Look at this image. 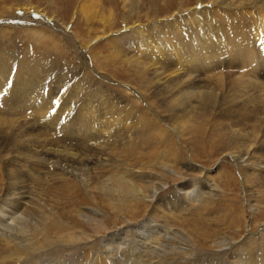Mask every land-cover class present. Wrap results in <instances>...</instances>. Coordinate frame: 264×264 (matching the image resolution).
<instances>
[{
	"label": "rangeland",
	"instance_id": "1",
	"mask_svg": "<svg viewBox=\"0 0 264 264\" xmlns=\"http://www.w3.org/2000/svg\"><path fill=\"white\" fill-rule=\"evenodd\" d=\"M257 9L264 12V0H0V53L10 59L44 54L54 72L65 75L64 87L82 80L80 98L95 92L94 101L103 103L108 97L112 106L100 107L115 119L131 111L124 128L134 130L110 148L85 150L89 163L80 168L45 155L42 144L51 136L39 137L38 151L30 153L20 140L13 145L0 137V201L16 182L12 190L26 196L17 225L32 238L22 244L0 238V264H112L122 256L126 263L130 248L144 249L134 237L146 235L151 241L143 264H240L241 254L264 248V123L252 118L235 125L213 106L185 118L166 112L150 82L152 50L141 45L179 41L198 17L206 26L209 19L221 24L230 48L245 47L228 62L242 56L255 61L239 29L252 26ZM58 23L74 43L50 28ZM256 72L263 75L264 66ZM0 116L17 117L5 107ZM66 138L54 141L69 147ZM202 182L203 190L180 197L179 189ZM146 221L153 234L136 236ZM15 229L4 231L14 235Z\"/></svg>",
	"mask_w": 264,
	"mask_h": 264
},
{
	"label": "bare ground",
	"instance_id": "2",
	"mask_svg": "<svg viewBox=\"0 0 264 264\" xmlns=\"http://www.w3.org/2000/svg\"><path fill=\"white\" fill-rule=\"evenodd\" d=\"M80 7L82 8L83 4ZM255 15L251 27L239 29L240 34L248 37L253 46L256 56L255 61L250 59V61L245 62L246 57L242 56L236 60L232 58L228 62L232 55H242L241 50L245 47H236V43L230 48L227 45V39H225L221 24L218 27L217 24L211 23L213 20L209 19L208 26L205 25L206 23L203 25L201 18L199 19L196 15L194 16L197 17V22L191 25L193 32L183 31L185 37L183 38L181 35V40L170 39L167 41L168 46L164 43L155 45L152 40L144 41L141 44L142 50H145V47L152 50L150 52V66L154 71L153 75L151 74L150 82L152 89H155V92L161 96L160 99L165 105L166 112H179L185 118L186 115L191 114L199 107L203 109V107L213 106L220 109L218 110L221 111L220 114L232 120L235 125L241 120L250 121L252 118L260 124L264 123V87H261L264 86V74H256L257 66H264V43L259 37L261 34L264 37V12L257 9ZM43 21L47 25L51 24H49V19ZM60 25L59 23L58 25L53 24L51 26L55 28H50L54 29L56 34L64 31L63 38L67 42L71 41L69 37L73 39V36L68 33L69 31L65 27L59 28ZM231 28L234 29L233 26ZM228 34L231 35V38L232 36L236 37L234 31ZM74 40L77 39L74 37ZM80 47L81 51L85 52L84 46ZM10 57L11 54L0 53V107L2 109L5 107L10 114L17 115V117L0 116V137L3 140L10 141L13 145L20 140L21 147L29 152L38 151L36 148L39 147L37 143L41 141L40 138L51 136L52 138L50 137L51 139L47 144H42L46 147L42 148H45L43 150L45 155L51 154L49 158L54 159L56 162H71L69 166L80 168L89 163L88 159L83 156L85 150L110 148L120 139H125L134 132L133 129L128 131L124 128L125 120L132 114L131 111L124 110L125 112H120L119 118L115 119L108 115L109 112L106 108L100 107L105 103L110 105L108 97H106V101L101 98L103 103L94 101H98L95 92H89L86 97L80 98L81 94L85 92L82 80L78 77L70 87L65 86L67 87L65 88L64 83H62L65 80V75L54 72L55 64L52 60H49V57L44 54L36 57L14 54L13 59H10ZM40 57L42 58L40 59ZM247 57L252 58L250 49ZM43 58L46 59V64L41 63V61H45ZM161 62L165 64L162 65L163 68L158 66ZM18 66L22 67L17 69ZM229 76H233L231 81H227ZM62 86L64 88H61ZM88 91L86 90V92ZM54 101H58V103H53ZM94 103L97 105H93ZM52 109H55L54 113ZM20 112L26 118L20 119L21 117L18 116ZM101 118H104V120L101 121ZM172 129L173 131L177 130V128ZM59 135L66 136L67 138L64 141L68 140L71 142V146L76 147L72 148L71 146L57 144L54 138ZM261 136H263V139L260 143L263 146L264 131ZM6 141L5 143L10 145ZM76 149H78V152ZM12 181L9 183L6 196L0 201V232H3V234L0 233V238H6V240L12 238L19 244L28 243L32 238L23 226L17 225V222L21 223L24 219L22 216L24 212L21 208L26 204L25 201H22L26 196L22 195L21 192L16 193L12 190L13 184L16 183ZM206 186L202 182L198 183L197 188L183 190L184 192L179 189L180 197H189L194 191L203 190ZM154 193H156V190H154ZM183 194L185 195L183 196ZM135 197L141 198L142 196L136 191ZM12 224L15 226H11ZM14 227L17 228L14 235H7L4 231L6 229L13 231ZM152 228L151 222H143L135 230L138 232L135 235L140 236L139 232L142 230L151 233ZM141 234L144 236V233ZM17 235H21L22 238L19 239ZM147 238V235L146 237L141 236L138 240L137 237H134L136 244L144 249L142 251L139 249L136 252L134 248H130L127 252L130 255L125 257L128 262H121L122 256L119 259L117 258L116 262L113 260L114 262L111 263L143 264L145 262L143 259L147 255L146 252L150 249H147V243L151 240ZM112 239H115V236ZM240 257V261H242L240 264H264V248L254 251L252 254H241ZM145 264L152 263L146 262Z\"/></svg>",
	"mask_w": 264,
	"mask_h": 264
},
{
	"label": "snow or ice",
	"instance_id": "3",
	"mask_svg": "<svg viewBox=\"0 0 264 264\" xmlns=\"http://www.w3.org/2000/svg\"><path fill=\"white\" fill-rule=\"evenodd\" d=\"M53 103H58V101H54ZM53 113L55 112V109H52Z\"/></svg>",
	"mask_w": 264,
	"mask_h": 264
}]
</instances>
